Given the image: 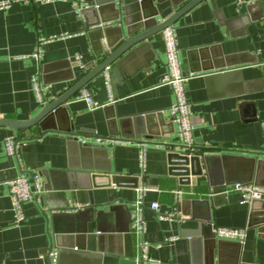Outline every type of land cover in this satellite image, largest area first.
<instances>
[{
  "label": "crops",
  "instance_id": "obj_1",
  "mask_svg": "<svg viewBox=\"0 0 264 264\" xmlns=\"http://www.w3.org/2000/svg\"><path fill=\"white\" fill-rule=\"evenodd\" d=\"M3 1L11 3L0 8V118L29 119L99 63L98 55L109 51L108 38L102 27L87 26L96 17L86 18L78 11L82 0ZM187 1L154 0L147 9L162 21ZM240 1L203 0L171 26L185 71L195 73L186 82V95L197 147L227 157L211 161L212 176L216 180L250 175L254 181L248 182L264 186V0L255 8L248 3L256 0ZM110 19V26L119 24ZM163 30L130 48L116 67L84 86L105 106L89 107L76 98L78 90L54 122L55 127L82 133L83 143H94L96 136L128 138L130 143L101 144L105 152L93 153L68 140L59 128L43 134L38 125L19 140L16 130L0 126V264H49L48 251L55 246L46 212H79L83 224L92 204L93 214L101 211L106 220L103 230L107 226L135 236L134 251L141 264H264V201L241 203L232 184L227 185L228 193L210 196L221 185H211L202 157L185 164L179 153L172 152L178 149L179 138L169 110L175 95L162 83ZM41 39L42 56L35 59L32 54ZM38 71L40 83L47 87L44 103L32 81ZM210 71L214 73L206 79ZM9 135L20 142L18 156L5 151ZM143 142L145 167L139 160ZM199 169L202 172L194 177ZM32 170L42 172L45 187L39 202H24L25 220L17 225L6 182ZM144 184L146 230L139 237L131 229V214L138 187ZM179 188L183 195L178 202L174 191ZM153 202L172 218L157 219L150 207ZM214 225L246 227L247 237L244 243L218 238L212 233ZM171 236L176 239L165 240ZM123 248L119 243L118 249ZM64 249L59 264H118L103 253Z\"/></svg>",
  "mask_w": 264,
  "mask_h": 264
},
{
  "label": "water",
  "instance_id": "obj_2",
  "mask_svg": "<svg viewBox=\"0 0 264 264\" xmlns=\"http://www.w3.org/2000/svg\"><path fill=\"white\" fill-rule=\"evenodd\" d=\"M153 1L154 0H86L89 4L87 7L81 9V13L86 18L89 17L90 14L95 15L96 18L93 21H87V26L102 27L101 31L103 32V36L108 38L107 45L109 47V51L106 53L102 52L98 55L100 61L96 66L91 68L88 73L80 74L77 77V81L73 82L72 86L67 91L61 93L55 97V99L45 102L34 117L20 120L3 117L0 118V126H7L16 130L19 134V140L23 138V133L25 131L38 125L41 127L43 134H45V132L49 129L59 128L63 133H66L68 140L72 142L77 141L80 148H83L88 152L92 151L93 153L104 151L96 143H83L81 138L82 133L72 131L71 127H66L64 129L55 127L56 125L54 126V122L57 121L60 114L65 111V103L71 99L73 94H75L82 87L86 86L90 79L101 74L104 75L107 69L109 70L116 67L118 65V59L122 57L123 54L130 48H133L140 42L156 35L157 32L162 29L171 26L181 15L191 10L193 6L203 0H188L171 16L162 21H158L156 13L150 12L147 9V4H151ZM259 2L261 1L256 0L248 3V6L255 8L256 4ZM110 17H112V20H119V24H113L110 26L108 24V21H111ZM110 34L112 37H109ZM212 73L214 72L210 71L205 73V77L206 75L210 77ZM147 136L151 137V135ZM179 154L183 157L185 164L189 161L193 164V162L195 163V161H199L202 157L204 164H206L207 175L209 181H211V185H221V188H213L215 193L223 192L227 185H231L236 182L248 183V181H254L250 175L242 179L240 177L230 179L217 177L215 180L214 176H212L211 161L216 158L219 159L221 156L219 154H214V152H204L202 156L195 155L191 158L185 156L184 154ZM226 158L227 157L222 156L221 159L225 160ZM90 168L97 167L91 165ZM201 172L202 171L199 169L196 173L192 174L195 177L196 174H200ZM255 183L259 184L257 181H255ZM44 187L45 186H43V188ZM258 201H264V199H255L251 204L253 205ZM95 206V204H92V206L87 208L88 211L90 210V212H92V215L90 214L88 219L84 220L83 224L79 221V212L74 213L71 210L64 211L57 208V210H48L46 212L48 220L53 225L52 244L58 250V264L61 255H63L62 253L65 252L64 248H77L79 250L103 253V256H106L107 260L115 259L118 264H141V262H138L136 259V252L134 251L133 241L135 236L129 231L121 232L118 230L107 229V226L106 230H103V214L101 211L93 214ZM61 219L66 220L62 223ZM104 221L106 223V220ZM90 223L93 224V231H90ZM213 234L216 236L215 233ZM119 243L124 244L125 250L124 248L121 250L118 249ZM113 244L114 249L111 250V246H113Z\"/></svg>",
  "mask_w": 264,
  "mask_h": 264
},
{
  "label": "built area",
  "instance_id": "obj_3",
  "mask_svg": "<svg viewBox=\"0 0 264 264\" xmlns=\"http://www.w3.org/2000/svg\"><path fill=\"white\" fill-rule=\"evenodd\" d=\"M17 1V0H16ZM23 1H35V0H23ZM42 2H49L52 0H37ZM252 0H248L251 2ZM240 3L241 1L238 0ZM11 3V1H3L0 2V8L6 7ZM89 3L86 0H82L78 2L76 8L78 11H81L84 7H87ZM163 39L165 43V59H166V72L162 77V83L170 85L173 94L175 95V101L170 107V113L172 115V119L176 124L177 135L179 138V145L177 150H172L174 153H181L185 156L191 158L195 155H202L204 151L199 150L196 144L195 138V126L192 123V114L191 112V103L186 95V82L193 78L195 75L194 72H186L181 60L179 59V46L177 43V35L175 26H168L163 30ZM44 39H41L39 44L37 45L36 51L32 54V56L36 59H40L42 56V46L41 44L44 42ZM75 60L80 63V57L78 55L75 56ZM107 76V73H106ZM32 81L34 84V89L36 91L37 98L44 103V91L47 87L42 86L39 81V71L32 76ZM109 84V81H107ZM76 98L85 100L88 103V106L91 108L103 107L105 104L99 103L92 97L90 88L83 87L80 89L79 93L76 95ZM131 140L128 138H118L114 136L102 137L96 136L94 139V143L98 145H105L108 143L111 144H121L125 145L130 143ZM5 151L9 155L18 156V150L20 149V142L17 140L15 135H9L5 138ZM146 144L143 142L140 146V165L145 167L144 160L146 155ZM7 186L9 187L10 196L12 198V202L14 203V221L15 224L20 225L25 220V213L23 209L24 202L26 201H40V194L43 189V176L42 172L32 170L28 172L22 173L21 176L7 180ZM231 188L236 190L239 193L240 202L243 204H250L253 200L264 199V186L256 184L254 182H236L231 185ZM148 189V187L144 185H140L138 187L139 196L137 201L134 203L135 209L132 212V223L131 229L135 235L139 237H143L146 230V219L143 216L144 211V203H143V195L144 192ZM229 188L223 191L225 194L228 193ZM175 199L179 202L180 198L183 195V190L180 188L174 191ZM215 193L213 190L209 194L213 196ZM76 208H82L84 205L76 204ZM151 209L155 212V216L157 219H168L172 218L171 214L168 213H160L159 212V204L157 202H153L150 205ZM247 228L246 227H223V226H213L212 232L218 238L227 239V240H237L240 243H244L247 237ZM176 237L171 236L167 237L166 241L175 240ZM142 246L146 247V241H143ZM49 255V264H58V250L56 247H52L48 251Z\"/></svg>",
  "mask_w": 264,
  "mask_h": 264
}]
</instances>
